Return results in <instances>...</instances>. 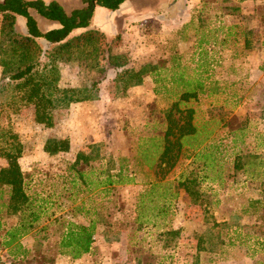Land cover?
Here are the masks:
<instances>
[{
    "label": "rangeland",
    "instance_id": "rangeland-1",
    "mask_svg": "<svg viewBox=\"0 0 264 264\" xmlns=\"http://www.w3.org/2000/svg\"><path fill=\"white\" fill-rule=\"evenodd\" d=\"M169 7L172 13H193V18L176 33L177 41L171 38L166 42L168 32L163 33L159 23L145 21L146 62L141 61L143 58L139 53L114 52L115 48L124 45L121 36L110 38L113 53L122 54L130 67L140 69L145 64H156L162 46L171 48L180 41L176 70L184 72L185 76L201 77L210 85L221 83L218 84L221 87L218 95L201 94V98L190 102L196 107L198 122L211 112L214 115L227 113L232 128L244 126L246 144L244 149L242 147L243 153L253 151L263 157L264 0H173ZM164 11L170 12L169 9ZM21 20L18 28L23 30ZM140 38L137 36L136 41L139 47ZM201 39L204 41L199 44ZM170 65L167 62V66ZM117 72L116 68L110 67L99 71L77 61L59 63L63 87L86 90L93 82H100V93L102 91L107 96L106 105L102 101L97 118L92 110L81 109L80 121L115 125L116 132H112L110 139L97 143L105 144L106 155L114 156L117 163L120 158H127L128 172L135 177L131 183L116 186L115 202L102 199L101 204L107 207L99 209L100 215L93 214L99 201L96 189H83L77 195L72 189H63L60 174L67 172L80 151L89 153L90 146L96 143L83 142L85 131L81 134V128L72 122L75 119L72 103L53 111L52 126L36 123L34 106L23 102L16 109L8 108L0 115V128L12 129L24 142L25 152L20 162L30 181L28 192L38 197L34 201L35 207L42 208L35 228L23 237L30 252L27 259L20 261L21 264H264V231L261 228L264 225V171L257 166L253 174L232 173L235 151L231 147L223 158L226 163L223 175L229 174L228 180L200 181L201 190L206 194L203 198L205 205L193 202L184 190L171 198L158 196L159 190H155L154 201L158 207L154 214L149 213L154 208H149V195L145 196V189L155 181L153 177L158 176L142 163L138 146L145 144V140L161 128L163 110L178 97L181 88L158 85L155 75L149 84L142 85L141 90L128 91L129 88L125 90L121 84L117 90ZM169 73L162 72V78L169 80ZM129 93H132V101L124 98ZM111 94L114 96L112 100L108 97ZM109 109L111 111L107 113ZM145 119L148 120L146 126L142 125ZM68 121L74 124L73 128L70 127L71 133L75 131L74 147L57 154L45 151L49 139L71 140L67 134ZM220 127L221 123L217 122L215 131ZM228 139L226 143H234L231 136ZM0 145H4L1 139ZM185 156L166 176L165 181L173 186L196 169L197 164ZM3 164L6 159L0 156V167ZM165 204L167 211L159 213V208ZM101 216L102 220H99ZM94 219L97 223L91 251L79 258L63 253L60 238L68 222L89 225ZM16 221L17 217L10 219L11 223ZM17 262L19 260L13 258L7 249L0 248V264Z\"/></svg>",
    "mask_w": 264,
    "mask_h": 264
},
{
    "label": "trees",
    "instance_id": "trees-1",
    "mask_svg": "<svg viewBox=\"0 0 264 264\" xmlns=\"http://www.w3.org/2000/svg\"><path fill=\"white\" fill-rule=\"evenodd\" d=\"M125 1L83 0V6L67 11L57 0H0V115L8 108L16 109L23 102L24 105L34 106L36 123L52 126V113L55 109L99 97V81L93 82L92 87L86 90L61 86L60 62L77 61L99 71L104 67L116 68L117 90H120V84L126 90L133 84L140 83L144 74L156 70L157 65L150 63L140 69L128 68L127 59L122 54L113 53V42L108 35L99 28L90 27L98 6L114 11ZM37 16L54 22L57 26L43 29ZM21 17L24 18L26 31L18 28ZM203 41L201 39L199 44ZM181 79L183 89L179 97L163 110L161 128L156 129L159 132L146 139L145 144L138 146L142 163L158 176L145 189V196L149 195L148 206L154 208V211L149 212L151 214L158 207L154 201L155 190H159L158 196L171 198L175 197L179 189H183L193 202L205 205L203 198L206 194L200 186V181L205 179L202 171L205 168L213 169V178L216 179L222 173L220 144H209V150L204 146L197 152L196 155L201 157L202 162L197 164L196 169L178 180L174 186L165 181L184 151L199 147L200 144H194L199 129L194 122L195 108L190 102L197 100L200 94L207 92L208 87H212H207L201 80ZM0 129V139L4 144L0 145V156L6 159V164L0 167V248L7 249L13 258L19 260L17 264H21L20 261L27 259L30 252L22 238L35 228L42 208L35 207L34 201L38 197L28 192L30 181L20 162L25 152L24 142L12 129ZM90 147L89 153L80 151L75 161L68 166L67 172L60 174V177L62 183L69 177L75 195L83 189H96L95 194L100 202H96L98 205L94 206L93 214L100 215L99 209L107 207L101 204L102 199H110L108 203L115 202L116 186L131 183L135 177L128 172L125 161L127 158H120L117 163L114 156L106 155L105 144L97 143ZM70 148L68 139H49L44 146L45 151L50 154L69 151ZM244 166L242 156L238 154L234 163L235 172ZM93 175L95 178L92 179ZM256 201L260 203L261 200ZM159 210V213L166 212V204ZM13 216L17 217V221L11 223ZM262 216L264 219V213ZM99 220H102V216ZM96 223V219L89 225L69 221L60 238L62 252L69 253L74 258L88 254L92 248ZM261 226L264 231V225ZM175 231L178 232L173 230L174 233Z\"/></svg>",
    "mask_w": 264,
    "mask_h": 264
},
{
    "label": "crops",
    "instance_id": "crops-1",
    "mask_svg": "<svg viewBox=\"0 0 264 264\" xmlns=\"http://www.w3.org/2000/svg\"><path fill=\"white\" fill-rule=\"evenodd\" d=\"M45 1L50 2L53 0H45ZM57 1H59L66 8L67 11H72L73 9H75L77 7H81L84 5L83 0H57ZM172 1L173 0H126L121 5V7L119 9L114 10V11H112L108 8L102 7V6H98L96 8V11H95L93 23L90 27L101 29L111 39H113L117 36H121L123 38L124 45L121 48H115L114 49L115 53H125V52H130V54L131 53L132 54H135V53L138 54L139 53L142 55V58H143V60H141V61H145V51H146L145 50V21H153L155 23H159V25L162 26L161 29L163 30V33L165 31L168 32V34L165 36L168 39L167 38H165V39H166V42H169L171 38H174V41H177L176 33H179L182 26L186 22L190 21L193 18V13H191L189 11L186 13L184 12L183 15L180 12L172 13V11L170 10V7H169L172 4ZM165 9H167V10L169 9L170 12L164 11ZM168 13H170V14H168ZM37 18L39 20L40 26L43 29H50L52 27L57 26L56 23L51 22V21H49V20H47L41 16H37ZM21 19H22L21 21H23V23H24L23 24V31H26V25H25L24 18L21 17ZM79 30H81V29H79ZM137 36L141 37L140 38L141 39L140 47H139L138 43L136 42ZM128 44L130 46H128ZM175 44H176V42H175ZM179 45H180V41H179L177 46H172L171 48H168L166 45L162 46L163 51L159 55V60L156 62L157 69L154 71H149L146 74H144L143 80L140 83L133 84L132 86H130L128 91L141 90L143 87L142 85L143 84H145V85L149 84V81H151L152 77L153 76L155 77V75L157 77L156 81H157L158 85L170 84V86H173V87L177 86V87L181 88L180 92L183 89V87H182L183 82L181 81L182 80L181 78L191 79L194 81H198V80L204 81L203 78H201V77H197V76L191 77L190 75L185 76L184 72H178L176 70L178 68L177 58L180 57V54H178V49H180ZM130 47H132V48H130ZM157 50L159 52V46H158ZM137 51H140V52H137ZM169 58H170V60H169ZM200 59H201V57H200ZM145 62H142V63L145 64ZM167 62L169 63V65L171 63V65L167 66ZM142 63H140V64L142 65ZM203 63H205V62H203ZM127 67L128 68L130 67V63L127 64ZM141 67H144V66H141ZM170 70H171V74L169 73ZM166 71H168V73L170 75L169 80H166V78H162V76H161L162 72H166ZM195 75H197V73ZM154 77H153V79H154ZM204 83L207 87L212 86L210 88L208 87V90L205 93L206 96H211L213 94L218 95V93L221 89V87H219L218 84H221V83L214 82L211 85L207 84L205 81H204ZM132 93H134V92H132ZM132 93H129V95L126 96L127 98L126 97H124V98L126 100L132 101V100H130V99H133V96H131ZM158 93H161L160 89H158ZM179 95H180V93H179ZM179 95H178V97H179ZM128 96H131V97L128 98ZM108 97L110 100H112V98H114V96H112V94ZM201 97L202 96L200 94L198 98H201ZM177 98H175L174 100H176ZM106 99H107V96L105 95V93H102V91H101V93L99 92V97H97L95 99H89V100L78 101V102L72 103L71 111H72V115L73 116L75 115V119L72 122H74V123L76 122L77 124H75V125H77L81 128V134L83 133V130L85 131V134L82 137L83 142L87 141V142H96L97 143V141L100 142V140H104L106 142L108 139H110L112 132H116V128H114L115 125L113 126L110 122H100V124L96 123V122H94V123L88 122V124H87L85 122L82 123L80 121L82 118V114L80 111L81 109L92 110L94 115H95L94 118H97V116L99 115V111L97 109H99V108L101 109L102 101H104L103 104L106 105V103H105ZM174 100H172L171 102H173ZM171 102L168 104V106L171 104ZM194 108H195L194 122L197 125V128L199 129V132H197L198 133L197 139L194 141V144L195 145L200 144V145L196 149L189 148V151H184V155H181L178 163L185 156V153H187L186 156L189 157L193 163L201 164L202 159H201V157H199V155H196L197 152H199L201 150V148L204 146L207 148L206 150H209V144H213V146L220 144L219 150L221 151L220 164L222 165V167H221L222 173L219 174V177H217V179H216V178H213L214 177L213 169L205 168V179H204V181H207V182L212 181L213 182L216 179V180H220V181L224 182V180H228L227 176H229V174L227 176L223 175V166L226 165L223 158L227 154L226 152H227L229 147H231L230 149H232L233 152L235 151V158L238 154H240L242 156L243 163H245L244 168L235 172V169H234L235 158H234L233 163H232L233 164L232 165V169H233L232 173L238 174L240 171H242V173L253 174L256 171L257 166H259L260 169L262 171H264V156L261 157V154L259 155V153H255L253 151L243 153V149H244L243 146H244V144H246V140H244L246 138L244 126H240L238 128H232L230 125L231 123L228 122L227 113H224V112L219 113V114H215V115L211 112L210 115L207 116L204 120L198 122V116H197L198 112H197L195 106H194ZM106 109H108V108L106 107ZM222 109L223 108H221V112H222ZM110 111H111V109H109V112H107V113H110ZM86 114L90 115L88 113H86ZM145 117H147V116L145 115ZM95 120L96 119H94L93 121H95ZM110 120H111V118H110ZM146 121L148 122V120L145 119V121L143 122L142 125L145 124V126H146L147 125ZM217 122L221 123V127L218 131H215L216 129H214V126H216ZM67 127H68L67 128V134L70 135L71 140H73V141L70 140L71 148H73L75 145V141H74L75 139H74L73 133L75 134V131L73 133H71L70 127L73 128L74 124L73 123L71 124L70 121H68ZM158 132L159 131H157V133ZM89 133L91 135H89ZM230 136L232 137L231 141L234 142L233 144H228L225 142V141L229 140L228 138ZM96 143H94V144H96ZM242 147H243V149H242ZM4 165L5 164H3L2 166H4ZM147 168H149V167L147 166ZM149 170H150L149 172H153L152 169L149 168ZM153 174L155 175L154 172H153ZM153 179L157 180V178L155 179V177H153ZM63 182H64L63 183V189L64 190H71V188H70L71 184L69 181V177L66 179V181L63 180ZM177 182H178V180L175 183H177ZM76 190H79V189H76ZM182 190L183 189H179L178 192L175 194V196H177L178 193ZM22 242H23V238H22Z\"/></svg>",
    "mask_w": 264,
    "mask_h": 264
}]
</instances>
